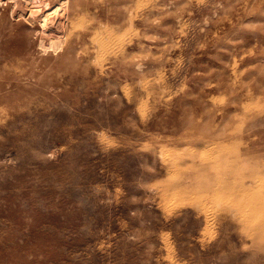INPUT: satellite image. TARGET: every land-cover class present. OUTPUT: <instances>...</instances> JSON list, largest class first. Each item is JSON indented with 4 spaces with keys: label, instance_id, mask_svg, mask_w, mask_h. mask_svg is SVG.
I'll return each instance as SVG.
<instances>
[{
    "label": "rangeland",
    "instance_id": "rangeland-1",
    "mask_svg": "<svg viewBox=\"0 0 264 264\" xmlns=\"http://www.w3.org/2000/svg\"><path fill=\"white\" fill-rule=\"evenodd\" d=\"M42 1L0 0V264H264V0Z\"/></svg>",
    "mask_w": 264,
    "mask_h": 264
},
{
    "label": "bare ground",
    "instance_id": "bare-ground-1",
    "mask_svg": "<svg viewBox=\"0 0 264 264\" xmlns=\"http://www.w3.org/2000/svg\"><path fill=\"white\" fill-rule=\"evenodd\" d=\"M48 1V0H47ZM64 1V0H63ZM66 1V0H65ZM42 0H30V2H29V6H30V10H29V12L28 13H30L31 12V14H35L37 17H39V11L41 10V8H42V6L44 5H42ZM1 6V5H0ZM46 6V5H45ZM28 9V8H27ZM44 9V8H43ZM16 10H17V8H16ZM26 10V9H25ZM13 11V10H12ZM42 11V10H41ZM56 11V10H55ZM54 11V12H55ZM20 12H22L21 10H20ZM42 13V12H41ZM23 14V13H22ZM43 14V13H42ZM18 15V14H17ZM82 15V14H81ZM41 16V15H40ZM15 17H16V14H15ZM20 17V16H19ZM66 18V17H65ZM59 23H60V21H59ZM55 24V23H54ZM58 24V23H57ZM58 25H60V24H58ZM57 25V27H59ZM46 26V24L44 25V27ZM50 26V25H49ZM64 27V26H63ZM49 29H51L50 27H48ZM47 28V29H48ZM48 29V30H49ZM52 42V41H51ZM98 45V44H97ZM19 62V61H18Z\"/></svg>",
    "mask_w": 264,
    "mask_h": 264
}]
</instances>
